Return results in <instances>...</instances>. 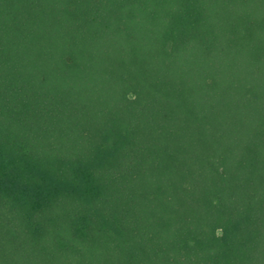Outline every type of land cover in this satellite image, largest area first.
<instances>
[{
	"label": "trees",
	"instance_id": "trees-1",
	"mask_svg": "<svg viewBox=\"0 0 264 264\" xmlns=\"http://www.w3.org/2000/svg\"><path fill=\"white\" fill-rule=\"evenodd\" d=\"M0 264H264V0H0Z\"/></svg>",
	"mask_w": 264,
	"mask_h": 264
}]
</instances>
